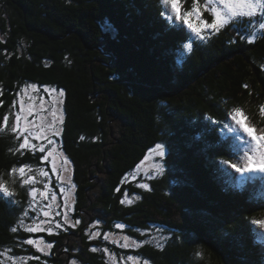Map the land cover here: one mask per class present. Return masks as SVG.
<instances>
[{
    "label": "trees",
    "instance_id": "obj_1",
    "mask_svg": "<svg viewBox=\"0 0 264 264\" xmlns=\"http://www.w3.org/2000/svg\"><path fill=\"white\" fill-rule=\"evenodd\" d=\"M191 5L185 0V9ZM162 7L159 0H0V126L4 116L11 125L22 113L19 96L28 85L55 99L63 122L52 139L76 186L67 214L26 232L23 212L31 225L40 211L28 208L29 188L11 169L28 165L33 186L47 190L42 173L49 176L52 164L43 157L51 145L43 154L18 151L23 138L0 132V182L16 193L0 194V264H14L10 256L25 264H118L117 256L125 264L129 255L150 264H264V226L253 223L264 221V173L242 180L219 165L242 156L224 127L243 132L231 121L235 108L264 129V32L252 43L241 39L251 30L245 17L206 44L195 41L189 53L188 40L159 17ZM157 143L165 145V168L146 183L135 172ZM155 228L163 235L148 231ZM120 230L142 244L125 248L108 239V231Z\"/></svg>",
    "mask_w": 264,
    "mask_h": 264
},
{
    "label": "snow or ice",
    "instance_id": "obj_2",
    "mask_svg": "<svg viewBox=\"0 0 264 264\" xmlns=\"http://www.w3.org/2000/svg\"><path fill=\"white\" fill-rule=\"evenodd\" d=\"M185 0H159V3L163 6L161 11L159 12V17H162V22L166 23L172 29H175L177 33L181 36L182 39H187L188 43L186 44V48L189 53H191L193 49V43L195 41H200L202 43H208L210 37L212 35L218 34L224 27H226L230 23H240L242 18H250L248 20V25L250 27V31L246 34L241 35V39L247 40L248 43H252L255 39L256 33L258 31L264 32V0H192V5L190 8H184ZM207 12L212 18L211 21L204 18V13ZM257 16H259V20H256ZM255 21V22H254ZM186 26L188 30L194 35L185 37L182 32V27ZM31 87L33 89L36 88L35 84H32ZM45 91H48L45 89ZM52 91H56L52 89ZM60 95H63V92H60ZM21 111L23 108L21 107ZM260 111L264 113V106H261ZM28 113H25L23 119L27 121L23 128L20 127L21 122V114L17 113L14 117L15 123L10 125L8 116H4L2 118V126H0V132L5 129H10L12 132L16 133V139L19 141L22 139V142L18 145V151L22 149H37L39 153L43 154L46 151L45 145L42 143L37 146L35 143H31L32 139H40V135H34L30 129V126L33 124V121L28 120ZM55 116V112H53ZM210 120L212 124H215L216 121L211 120V118H207ZM231 121H234L236 125L239 126L246 133L247 137L250 138L246 141L249 145L248 148L244 150L242 156L236 157L234 160L222 159L219 161L220 170L226 172L227 169H234L235 173H239L240 177L243 179L249 178L250 174L256 173H264V129L257 131V129L250 125L247 115L244 110L237 107L233 110L231 114ZM62 119L60 123H62ZM50 127L54 128V135L59 134V129L55 128V121L49 122ZM225 128L228 129L229 132H233L236 129L232 128L229 124L224 125ZM27 133V135L25 134ZM48 145H52L55 141L51 136L43 137ZM201 137L197 135L195 139L199 140ZM155 155L160 158L161 161L164 160L166 156V149L163 143H157L155 148L153 149ZM52 152L48 151V156H51ZM48 156H44L43 159L47 160ZM65 164L68 163L67 160L64 161ZM28 168L29 172L31 169L28 165H24L19 167H13L11 169L12 174L20 173L21 178L23 180V184L27 185L29 188L28 195L32 197V202L29 203L28 208L33 212L43 211V216L48 217V211L43 210L40 204L36 203L37 194L46 195L45 192H41L40 188L33 186L32 181L35 179L34 176L25 175V169ZM157 169L160 173L164 171V164L160 163L157 165ZM53 170H55V165H53ZM43 176L47 177L48 173H42ZM140 187L151 190L148 184H141ZM119 191V189H117ZM0 194H2L5 198H13L16 193L13 190H10L6 183L0 182ZM16 203H19L16 201ZM121 203H124L122 200ZM44 207H47L45 205ZM29 218V211L25 210L23 212V216L19 220V226L23 227L24 230L28 233H34L42 230V226L44 224H49L50 221L43 220L39 223L36 222V218H33V224L28 225L25 224V219ZM65 222H67V217L65 216ZM78 223V221H76ZM253 223H258L264 226V221H253ZM56 227H59L57 224ZM116 228L123 229L125 227L124 224H116ZM12 232L17 231V227L11 228ZM49 233L52 232V227L49 226L47 228ZM94 235H98V233H94ZM107 238V237H106ZM128 238L125 237V240ZM29 245H33L36 243L33 239H26L24 241ZM160 245H157L159 247ZM47 248H51V244L46 245ZM123 247L127 248L129 245L125 243ZM38 251H42L43 249L38 248ZM92 251H96V248L91 249ZM10 251V250H9ZM107 251V250H105ZM3 255V253H0ZM39 259L38 257H30ZM10 260L14 262V264H24L25 258L19 256H10ZM128 261L135 262L138 260V257L129 255L126 257ZM75 264V261L72 262ZM143 264H148L145 260Z\"/></svg>",
    "mask_w": 264,
    "mask_h": 264
},
{
    "label": "rangeland",
    "instance_id": "obj_3",
    "mask_svg": "<svg viewBox=\"0 0 264 264\" xmlns=\"http://www.w3.org/2000/svg\"><path fill=\"white\" fill-rule=\"evenodd\" d=\"M0 37L4 38V34H2V32H0ZM38 89H40L38 86H36V88L33 89L31 85H28L24 88L23 92L19 96L20 107L23 108V111L21 113L20 127L23 128L24 125L27 123V121L23 119V116L25 113H28L29 114L28 120L33 121V124L30 126L31 131L33 132L34 135H40L41 137L40 139H32L31 143H35V140H38V142H41V144L43 143L46 146L47 141L43 137L44 136L52 137L54 132V128L50 127L49 122L55 121V128H58V126L60 125L61 118L59 117L58 113H55V116L53 115V111L55 109L54 106L56 104L53 101L55 99H53L52 101L51 100L47 101V98L45 96L47 93H45V95H43L42 92L38 94ZM50 91L52 93L54 92L52 91V89H50ZM25 134L27 135V133ZM232 134L235 136V141L239 146L246 145L247 139H250L247 137L246 133L242 131L239 132V134H237L236 132ZM59 144L60 143L57 142L51 145V149L49 150L52 152L51 156H48L47 153L48 156L47 161L51 162L52 171L51 174L47 176V178L49 179L48 183L50 185L47 187V190L41 191V192H45L46 195L37 194L36 196L38 199L42 201L43 205L41 207L43 208V210L48 211L50 216H54V215L57 216L62 213L67 214L71 210L73 206V202L75 201V197H76V186L73 180V173L71 171L69 162L67 164L64 163V161L67 160V157L60 149ZM154 148H152L149 151L145 160L139 165V167L135 172L137 176L141 177L142 181L146 183L148 182V178H150L152 175H154L156 171H158L157 165L163 163V161H161L160 158L155 155V152L153 151ZM53 165H55V170H53ZM54 179L59 184L58 189H55L52 186L53 184L52 181ZM45 205H47V207H44ZM40 214L42 215L39 216ZM40 214L34 217L36 218L37 223L43 220H47V217L43 216V211H40ZM57 222L58 221L55 220L52 221V223H57ZM94 224L95 226L101 225V223L99 222H96ZM99 230H101V228H99ZM99 230H97V233H99ZM148 231H150V233L156 236L163 235L161 230L158 228H155V230L150 229ZM106 235L109 240L115 241L118 244L127 243L128 245H133L134 247H138L139 245L142 244V242L138 238L133 237L122 230L108 231ZM125 237H127L128 239L125 240ZM114 257L116 263L119 264V258L117 256ZM123 259L126 258L123 257ZM144 261L145 260L138 257V260L135 262V264H143ZM123 262L125 264H134V262L132 261L130 262L123 261ZM25 263L26 262H24V264ZM148 264L150 263L148 262Z\"/></svg>",
    "mask_w": 264,
    "mask_h": 264
}]
</instances>
